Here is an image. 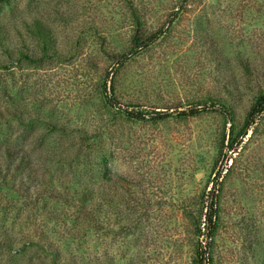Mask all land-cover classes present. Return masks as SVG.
Wrapping results in <instances>:
<instances>
[{"label": "rangeland", "instance_id": "1", "mask_svg": "<svg viewBox=\"0 0 264 264\" xmlns=\"http://www.w3.org/2000/svg\"><path fill=\"white\" fill-rule=\"evenodd\" d=\"M132 1L146 30L162 31L114 75L115 102L143 112L136 121L99 95L110 85L111 53L124 51L132 33L124 0H0V108L24 115L0 116V145L27 147L44 181L25 196L0 178V233L12 241L1 244L0 264L51 262L30 223L57 249L58 264H198L195 248L206 239L183 211L196 210L221 169L211 264H264V112L227 150L220 138L230 116L208 102L226 100L238 128L264 87V0ZM33 19L55 39L57 54L41 61L18 54L41 55L24 25ZM191 107L202 111L178 116ZM155 113L169 116L153 122ZM104 155L108 187L120 197L111 195L99 220H86L55 180L89 179L96 189Z\"/></svg>", "mask_w": 264, "mask_h": 264}, {"label": "trees", "instance_id": "2", "mask_svg": "<svg viewBox=\"0 0 264 264\" xmlns=\"http://www.w3.org/2000/svg\"><path fill=\"white\" fill-rule=\"evenodd\" d=\"M124 1L131 17L132 33L128 41V46L124 51L111 53L110 56L112 66L109 73L107 74V78L111 77L110 85L107 87L106 81H104L99 95L107 109L118 110L126 120H145L146 118L143 112L133 110L129 111L127 109L120 108L117 102H115L114 75L116 74L118 67L122 66L129 56L148 48L162 35V31L161 29H156L154 31L148 32L141 17L140 11L135 6L133 1ZM186 1L187 0H181L182 3ZM24 25L25 29L38 40L41 55L35 59L28 55V53L20 50L18 51L20 56L32 61H41L53 56L54 54H57V51L55 50L54 35L48 25H46L40 19H33L31 22H27ZM0 44H3L1 29ZM4 51L8 54V56L13 57V53H10L7 47H4ZM240 64L245 72H251V67L248 61L241 60ZM208 102L211 107L217 106V110L223 116H230V118H226V120H228L230 123V127L228 128V131H226L225 128L223 129L220 138V144L223 147H226L227 150H234L240 141L239 138H242L247 134L248 130L254 124L255 119L259 117L262 112H264V87L260 88L254 95L247 114L245 115L244 122L238 128L235 125L232 108L226 100L222 98L209 97ZM200 111H202L201 108L191 107L186 111H180L178 116H196L200 113ZM5 114H7V117L10 115L8 119L13 117V119L16 121H24L23 113L16 111L14 108H12V106L10 107V105H5L3 108H0V116L4 118V116H6ZM155 114L156 115L151 118L153 122L169 116L167 114L163 115L162 113ZM8 119H6V121ZM77 148H80L79 145ZM101 157V165L98 167L100 173L99 183L94 185L96 186V189L93 188L92 184L88 183L89 179H87L88 182L86 180L83 182H73L62 177H59L55 180L62 185L63 189H65L63 196L67 205H70L72 208H74L75 213L78 216H80L82 212V215L86 220H91L92 218H94V220H99L100 215L105 213V204L110 203L111 201V195L120 197L119 193H117V190L113 191L108 187L111 177L107 167V158L105 155ZM30 158L31 153L27 147L9 141L3 142L2 145H0V178L3 181V185L17 193H22L25 196L28 195V192L31 190L30 187L34 184H39L42 182L44 184V181L39 178L41 176L33 170ZM222 171L223 169L218 170L215 173L214 179L211 181L212 186L207 193L203 192L200 199L197 200L196 210L183 211V214H185V217L191 224L193 233L198 237L202 236L206 239L205 244L199 243L195 248L194 259L198 264H202V262H206L207 264L212 263V244L214 243V237L219 218V187H217V185ZM84 174L86 175V178L92 177L90 168H88ZM30 231L37 240L35 241V245L38 250L45 253L46 255L51 256L52 259L49 264H58L56 259H58L59 254L53 244L50 243L43 233L39 232L38 227L34 223H30ZM6 240L7 237H5L3 233H0V247L1 244H7L8 246L12 245V241L6 242Z\"/></svg>", "mask_w": 264, "mask_h": 264}]
</instances>
